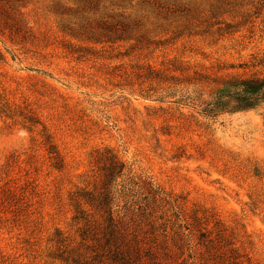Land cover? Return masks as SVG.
Masks as SVG:
<instances>
[{"label":"rangeland","instance_id":"374dc122","mask_svg":"<svg viewBox=\"0 0 264 264\" xmlns=\"http://www.w3.org/2000/svg\"><path fill=\"white\" fill-rule=\"evenodd\" d=\"M80 1L28 0L20 11L31 38L0 35V95L40 122L0 117V251L13 264H63L50 258V240L58 230L78 242L71 198L92 189L96 153L112 149L125 164V194L138 184L186 217L206 211L228 228L244 264H264V104L212 118L195 105L225 81L264 78V0H169L188 11L166 18L126 3L127 13L149 16L141 32L158 43L127 57L129 44L62 30L77 21ZM72 48L88 51L78 58ZM149 66L172 80L136 75Z\"/></svg>","mask_w":264,"mask_h":264},{"label":"trees","instance_id":"16d2710c","mask_svg":"<svg viewBox=\"0 0 264 264\" xmlns=\"http://www.w3.org/2000/svg\"><path fill=\"white\" fill-rule=\"evenodd\" d=\"M133 1L110 0L107 7H101L102 0H81L74 11L77 21L61 28L83 42L111 47L129 44L123 57L147 50L158 43L141 32L144 29L142 20L148 19V15L137 16L125 11V4L133 8ZM137 2L139 11L165 18L188 11L184 6L169 3V0ZM27 4L28 0H0V35L6 32L19 44L31 38V31L20 11ZM120 9L123 11H114ZM66 12L63 10L59 14ZM183 27L184 31L187 30V24ZM182 34L184 32L179 35ZM71 50V54L78 55V58L88 51L86 48ZM2 60L0 52V62ZM142 69L145 71L136 74L138 77L158 82L172 80L150 66ZM210 99L195 104L205 118L255 110L264 104V78L225 81ZM1 115L10 120L17 117L32 128L40 124L33 111L11 106L0 95ZM42 137L41 144L50 155L51 166L61 171L64 159L56 144L50 136L44 134ZM94 164L96 174L93 175L92 189L86 187L75 192L71 198L73 221L81 225L78 242L64 237L57 230L50 240L55 247L51 259L63 264H244L241 260L243 256L222 221L214 216L209 221L207 212L199 210L186 217L184 212L175 211L176 205L171 206L158 191L150 189L146 195V189L138 184H135L136 191H132L134 195L125 194V188L118 183L125 164L112 149L98 151ZM13 263L0 251V264Z\"/></svg>","mask_w":264,"mask_h":264}]
</instances>
